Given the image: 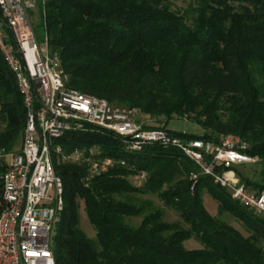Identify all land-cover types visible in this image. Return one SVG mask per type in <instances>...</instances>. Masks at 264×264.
<instances>
[{
	"label": "trees",
	"instance_id": "trees-1",
	"mask_svg": "<svg viewBox=\"0 0 264 264\" xmlns=\"http://www.w3.org/2000/svg\"><path fill=\"white\" fill-rule=\"evenodd\" d=\"M190 1L180 9L172 0H45L38 7V36L59 54L70 88L138 109L154 121L148 128L168 129L171 121L186 119L203 133H176L182 138L240 137L250 145L247 153L259 157L263 180L233 169L261 192L264 0ZM0 100V151L9 153L18 146L27 109L1 52ZM60 143L67 150L98 145L125 165L87 182L86 165H57L64 209L54 236L56 264H264V216L240 205L212 178L194 180L198 167L176 148L151 145L130 153L111 133L67 134ZM6 167L0 160V174ZM141 173L146 177L135 185L132 178ZM204 190L217 201V216L205 208ZM80 201L95 238L78 226ZM165 208L180 220L167 221ZM137 218L139 224L131 223ZM190 239L202 247L187 249Z\"/></svg>",
	"mask_w": 264,
	"mask_h": 264
},
{
	"label": "built area",
	"instance_id": "built-area-1",
	"mask_svg": "<svg viewBox=\"0 0 264 264\" xmlns=\"http://www.w3.org/2000/svg\"><path fill=\"white\" fill-rule=\"evenodd\" d=\"M40 2L45 0H0V52L27 109L20 149L3 155L8 160L0 174V264H56L54 236L64 209L57 165H86L85 182L125 165L103 155L98 145L67 150L60 143L67 134L111 133L130 153L151 145L176 148L198 167L194 180L212 178L240 205L264 216V190L248 188L233 169L259 163V157L247 153V142L232 134L185 139L177 131L148 128L139 121L138 109L70 88L59 54L51 51L47 37L39 43L34 34L28 11ZM145 177L136 175L141 181Z\"/></svg>",
	"mask_w": 264,
	"mask_h": 264
},
{
	"label": "rangeland",
	"instance_id": "rangeland-1",
	"mask_svg": "<svg viewBox=\"0 0 264 264\" xmlns=\"http://www.w3.org/2000/svg\"><path fill=\"white\" fill-rule=\"evenodd\" d=\"M172 2L177 8H180V9H186L191 3H193V1H190V0H172ZM28 12H29V16L32 17L31 19H33L35 21L34 22L32 20V28H33L35 36L37 37L38 42L40 43L41 41H40L38 35L40 33L42 34L43 31H41V27H39V24L41 23L40 15H39L40 14L39 8L29 10ZM34 23H36L38 25V28L36 29L37 35L35 33V30H34V25H35ZM138 119H139V121H141L145 124H151V125L154 124L153 120H151L149 118H145L141 115H139ZM167 128L170 130H173V131H177L178 133H188V134L193 133L196 135L203 133L202 128H200L198 125H196L192 121L186 120V119L173 120L167 125ZM22 136H23V133H22L20 140L18 142V146H16L14 151H17L20 149L21 142H22ZM6 153L7 152L5 150L0 151V160L1 161L8 160V158L3 156ZM260 168H261L260 163L253 164V165L247 164V165L238 166L239 170H241L245 174H250L252 176L253 180L259 181V182L263 180L259 174ZM132 182H134L135 185H140L142 183V181L138 180L136 178V176L134 178H132ZM143 198H151L154 201L156 206L162 205V203H160V201L154 196H144ZM202 199H203V203H204V206L207 209V211L212 216H217L218 212H219V205H218L217 201L214 199V197L210 194V192H208L207 190H204ZM78 214H79V219H78L79 228L89 238H95V236H96L95 229H94L93 225L91 224V222L89 221V218H88V215L86 212V206L82 201H80V207H79ZM165 219L169 222H176V221L180 220L179 214L175 210H172L169 208H165ZM222 219H225L226 221L233 224L237 228L242 229L241 224L238 221L233 220L230 215L224 214L222 216ZM140 221H141V219L137 218V219L131 220V223H133L134 225L135 224L137 225L140 223ZM185 247L187 249H196V248L202 247V245L198 241H196L194 239H190L189 241L185 242Z\"/></svg>",
	"mask_w": 264,
	"mask_h": 264
}]
</instances>
